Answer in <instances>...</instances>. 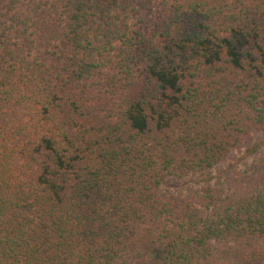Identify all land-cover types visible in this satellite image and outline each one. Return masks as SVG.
<instances>
[{
  "label": "trees",
  "instance_id": "16d2710c",
  "mask_svg": "<svg viewBox=\"0 0 264 264\" xmlns=\"http://www.w3.org/2000/svg\"><path fill=\"white\" fill-rule=\"evenodd\" d=\"M257 134L264 0H0V264H264Z\"/></svg>",
  "mask_w": 264,
  "mask_h": 264
},
{
  "label": "rangeland",
  "instance_id": "374dc122",
  "mask_svg": "<svg viewBox=\"0 0 264 264\" xmlns=\"http://www.w3.org/2000/svg\"><path fill=\"white\" fill-rule=\"evenodd\" d=\"M264 139V134H257L255 135V141H262ZM259 157V156H258ZM187 184L183 182H173L171 187H173L171 190L176 191L177 189H180L182 187H185Z\"/></svg>",
  "mask_w": 264,
  "mask_h": 264
}]
</instances>
